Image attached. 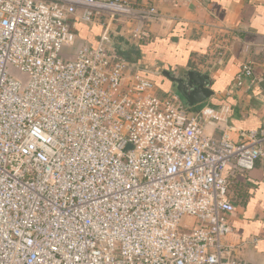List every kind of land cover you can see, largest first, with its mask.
<instances>
[{"label":"built area","instance_id":"2783aa9c","mask_svg":"<svg viewBox=\"0 0 264 264\" xmlns=\"http://www.w3.org/2000/svg\"><path fill=\"white\" fill-rule=\"evenodd\" d=\"M119 18L134 46L166 20L130 0H0V264H251L225 170L254 168L264 129L236 141L229 106L191 114L160 93V72L118 53ZM75 20L103 30L64 54ZM259 81L244 63L237 85Z\"/></svg>","mask_w":264,"mask_h":264},{"label":"crops","instance_id":"0c3cea01","mask_svg":"<svg viewBox=\"0 0 264 264\" xmlns=\"http://www.w3.org/2000/svg\"><path fill=\"white\" fill-rule=\"evenodd\" d=\"M130 1L156 5L166 17L162 22L149 23L151 37L139 46L130 44L128 35L119 36V42L128 49L138 47V53L132 52L129 61L160 72L152 76L160 93L176 91L165 77L166 71L206 72L212 78L211 89L215 93L207 102L192 108L182 99L189 113L207 105L229 106L230 135L236 141L246 131L264 129V0ZM73 24L80 43H97L99 31L103 30L101 23L82 24L75 20ZM116 24L112 25L113 31L119 28ZM115 46L117 49V43ZM249 61L260 81L247 90L237 85L236 77ZM207 132L216 138L221 135L213 123L207 126ZM225 175L231 182L229 199L236 206L229 218L238 238H230L244 242L237 256L251 264H264V241L253 243L264 232V157L247 172L238 171L231 164Z\"/></svg>","mask_w":264,"mask_h":264},{"label":"water","instance_id":"95a60500","mask_svg":"<svg viewBox=\"0 0 264 264\" xmlns=\"http://www.w3.org/2000/svg\"><path fill=\"white\" fill-rule=\"evenodd\" d=\"M165 77L188 108L207 102L215 93L211 89V76L200 70L186 69L180 73L166 71Z\"/></svg>","mask_w":264,"mask_h":264},{"label":"rangeland","instance_id":"374dc122","mask_svg":"<svg viewBox=\"0 0 264 264\" xmlns=\"http://www.w3.org/2000/svg\"><path fill=\"white\" fill-rule=\"evenodd\" d=\"M117 18V17H116ZM124 21L122 18H119L118 20H115L114 23H117L119 25V28L118 29H115L112 33V41L113 43H117V41H121L119 39V36H124L126 38V36L128 35V28H126V25L122 22ZM116 24V25H117ZM125 25V26H124ZM80 42V41H79ZM77 42L75 46H73L72 48L70 47H67V46H64L63 49H62V53L64 54H69V53H73L75 52L78 47H80L82 44ZM67 56V55H66ZM73 55H69L67 57H72ZM11 74L18 80H20L23 85H25L28 80H29V75L15 67H12L11 68ZM183 222H184V219L182 220V226H183ZM183 230V227L181 228Z\"/></svg>","mask_w":264,"mask_h":264},{"label":"trees","instance_id":"16d2710c","mask_svg":"<svg viewBox=\"0 0 264 264\" xmlns=\"http://www.w3.org/2000/svg\"><path fill=\"white\" fill-rule=\"evenodd\" d=\"M133 5L135 6H140V4H137L135 2H132ZM142 5V4H141ZM76 28V27H75ZM102 29V28H101ZM101 30L99 31L100 34ZM138 47H134V49H128L127 46H125L122 42H117V50L118 53L125 59L130 60L131 59V54L134 52L135 54L138 53Z\"/></svg>","mask_w":264,"mask_h":264}]
</instances>
